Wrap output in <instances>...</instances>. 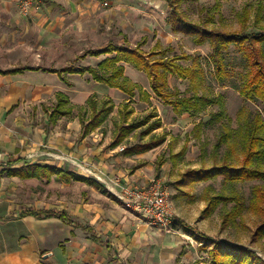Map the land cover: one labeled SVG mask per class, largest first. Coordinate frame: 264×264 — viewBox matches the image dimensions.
<instances>
[{"label": "rangeland", "instance_id": "374dc122", "mask_svg": "<svg viewBox=\"0 0 264 264\" xmlns=\"http://www.w3.org/2000/svg\"><path fill=\"white\" fill-rule=\"evenodd\" d=\"M24 1L31 2L28 13L22 10ZM104 1L19 0L16 13L30 26L29 35L23 38L30 48L28 52H21L17 45L9 46L14 49L11 54L14 66L17 67L18 62L42 71H61L65 68L81 71L87 67L95 68L109 57H92L89 53L104 50L110 45L134 48L143 44L142 49L149 54L159 44L161 49H172L168 52L170 58L186 57V60H180L179 63L193 66L199 71V78L195 80L169 75V91L183 97L198 94L213 99L222 96L225 100L226 118L220 122L212 120L213 115L219 111L217 104L209 106L199 115L176 113L171 106L164 104L153 94L148 77L143 71L123 63L126 77L139 86L133 97L97 83L89 74H65V81L53 74H32L31 100L37 101L36 105L30 104L34 119L38 118L41 109L40 113L47 120L49 130L51 125L48 113L56 104V93L63 91L75 108L70 117L60 119L63 123L58 126L67 127L68 122L74 121L76 126L73 127L77 128L70 129L76 134L69 140L72 144L66 143L67 146L79 150L81 146L91 145L93 149L106 152L121 146L126 151L113 155L124 156L127 151H139L143 145L165 137L162 144L143 156V161L153 164L154 167L164 161L163 167L155 173L154 178L161 180L170 194L177 226L166 234L181 239V242L178 240V260H183L184 264H211L205 246L210 250L219 242L252 250L264 260V235H257V230L264 224V215H257L250 209L255 186L264 183L250 181L236 184L235 189L244 201L245 210L233 222L226 220L232 204L220 205L211 215L206 212L208 198L227 189L222 177L194 185L188 184V175L191 172L210 170L225 161L228 147L223 146L220 150L215 148L224 126L236 132L240 126L239 119H242L241 113V116L246 115L250 119L258 112L264 116L263 102L248 99L241 94L247 74L251 71L247 56L252 48L247 43L243 48L232 45L226 49L223 52L226 74L219 78L212 59L211 43L198 45L190 35L176 31L169 24V8L165 0H107V7L103 6ZM178 2L181 14L188 22L210 30L246 35L264 31V0ZM259 5L263 7L262 18L260 22H256ZM245 9L249 11L250 18L244 28L240 16ZM8 14L11 15L9 12ZM6 18L8 17L0 16L2 20ZM8 32V29L0 27V36ZM256 48L264 51V45L258 44ZM92 95L99 103L111 100L114 110L106 123L84 140L81 133H78L80 128L77 121L87 108L86 99ZM126 113L131 114L124 119ZM134 123L141 127L116 145L121 130ZM157 123H161V127L154 128L150 134L145 135ZM199 125L204 126L198 136ZM239 148L235 150L234 161L237 165L241 162ZM183 149H186L185 154L178 158ZM174 157L177 158L174 160ZM128 163L124 160V164L131 166ZM187 228L191 231L186 230Z\"/></svg>", "mask_w": 264, "mask_h": 264}, {"label": "crops", "instance_id": "0c3cea01", "mask_svg": "<svg viewBox=\"0 0 264 264\" xmlns=\"http://www.w3.org/2000/svg\"><path fill=\"white\" fill-rule=\"evenodd\" d=\"M17 3L19 0H0V16L8 17L0 19V27L9 31L0 36V151L5 154L6 161L0 168V264H184L183 260H178L181 239L150 226L138 215L127 211L98 182L93 181L96 185L68 182L49 173L46 178L12 175L35 166L76 174L71 163L58 159L65 155L91 164L103 173L117 175L124 182L143 185L155 179V173L164 165V161L157 167L143 161V156L159 145L139 153L130 150L124 156L113 155L126 151L121 146L108 152L93 149L91 145L81 146L78 150L66 145L72 144L71 138L76 134L70 131L77 129L73 127L76 126L74 121L68 122L67 127L58 126L63 121L60 118L52 123L50 110L48 130L41 109L38 118L34 119L30 104L36 105L37 101L31 100L32 74H53L65 81V74L89 73L60 75L64 69L42 71L18 62L17 67L14 66L11 58L14 49L9 46L17 45L21 52H28L30 48L23 39L29 35L30 26L16 13ZM100 56L111 58L114 55ZM17 69L35 70L10 73ZM91 97L95 96L87 98L86 105ZM70 102L72 104L71 99ZM77 124L78 133L84 140L94 133L84 136L81 121ZM122 148L125 150L121 151ZM124 160L131 166L124 164ZM32 212L57 215L36 216ZM59 213H65L70 223L62 220Z\"/></svg>", "mask_w": 264, "mask_h": 264}, {"label": "trees", "instance_id": "16d2710c", "mask_svg": "<svg viewBox=\"0 0 264 264\" xmlns=\"http://www.w3.org/2000/svg\"><path fill=\"white\" fill-rule=\"evenodd\" d=\"M165 1L169 8V24H171L176 31L190 35L198 45H203L207 42L211 43L213 47L212 59L216 68V75L219 78H222L226 74L223 52L232 45L243 48L248 43L252 48L247 56L251 63V71L247 74L245 86L241 94L248 99L258 100L264 103V51L256 48L258 44L264 45V31L258 34L252 33L246 35L245 33H226L210 30L201 25L188 22L181 14L178 0ZM262 9L263 7L259 5L256 13V22L261 21ZM240 17L245 28L250 18L249 11L245 9ZM142 47L143 44H138L134 48L129 46L110 45L103 51L91 53L92 56H100L103 54L114 55L102 61L97 67H87L80 72L73 68H68L59 73L60 75L63 73H89L97 82L104 83L110 88L121 90L129 97H133L138 86L133 84L129 78L125 76V67L121 65V63L124 62L146 73L153 93L162 100L164 104L171 106L176 113L180 115L190 114L191 116L199 115L209 106L217 104L219 111L213 115L212 120L214 122H220L226 118L225 100L222 96L213 99L206 95L200 96L198 94L192 97H183L169 91V75H174L182 79L191 78L195 80L199 78V71L197 68L193 66H183L179 63L180 60H186V57L174 56L170 58L168 52L172 51V49H161L159 44H157L155 49L149 54H147ZM25 70L35 69H17L10 73L18 74ZM146 97L148 98L147 95ZM56 99L57 103L51 109L49 115V119L52 123H56L60 118L71 116L74 111V107L67 95L59 92L56 95ZM87 105L83 115H80L82 133L84 136L101 128L114 110V105L111 100L99 103L95 97H91ZM130 114L131 113H126L124 119H127ZM241 114L240 118L242 119H239L240 126L238 131L235 132L229 127L224 126L223 134L215 147L216 150H220L223 146L228 147L223 164L210 170L193 171L188 175L189 185L208 182L220 177L224 179V185L227 188L226 191L208 198V208L206 212L211 215L220 205L227 206L232 204L233 206L226 214V220L232 222L239 218L245 210L244 201L239 192L235 189L236 184L250 181H262L264 183V116L262 113L258 112L250 119L246 115L245 117L241 116ZM160 124L161 123H157V125L151 128L145 135L150 134L152 130L159 127ZM203 126L204 125H199L198 127V136ZM116 127H118V123H116ZM140 127L141 125L136 123L126 125L121 130L120 136L115 144H121L123 140L128 138L131 133ZM165 139L164 137L159 141L150 142L148 145L140 147L139 151L132 149L130 152L139 153L154 148L162 144ZM237 148H239V158L241 159L239 165L234 161L235 150ZM185 152L186 149H183L178 155V158L183 156ZM176 158L177 157H174V160ZM161 164L162 163H160V165ZM46 173L57 175L60 179L68 182L75 180L96 185L95 182L88 178L71 174L64 170L40 166L18 171L12 173V175L22 178H46V176H49ZM250 209L257 215H264V185L255 186L251 198ZM32 214L36 216L57 215L50 212H32ZM58 216L65 222L70 223L65 213H59ZM186 230L191 231L189 228ZM259 234L264 235V224L257 230V235ZM198 240H201V238H198ZM205 250L208 252L211 264H264V260L252 250L233 246L228 242L215 243L210 250L205 246Z\"/></svg>", "mask_w": 264, "mask_h": 264}, {"label": "built area", "instance_id": "2783aa9c", "mask_svg": "<svg viewBox=\"0 0 264 264\" xmlns=\"http://www.w3.org/2000/svg\"><path fill=\"white\" fill-rule=\"evenodd\" d=\"M31 2L24 1L22 10L28 13ZM103 6H109L105 0ZM122 148L121 151H124ZM58 159L64 163H71L76 168V174L102 185L121 205L129 212L143 218L150 226L170 232L176 225V219L170 202L168 188L161 180L152 179L140 185L124 182L117 175H109L101 172L98 168L78 159H71L65 155ZM5 154L0 151V168L5 164Z\"/></svg>", "mask_w": 264, "mask_h": 264}]
</instances>
